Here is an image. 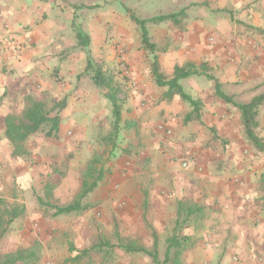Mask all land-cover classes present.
I'll use <instances>...</instances> for the list:
<instances>
[{
	"label": "crops",
	"instance_id": "crops-1",
	"mask_svg": "<svg viewBox=\"0 0 264 264\" xmlns=\"http://www.w3.org/2000/svg\"><path fill=\"white\" fill-rule=\"evenodd\" d=\"M58 1L64 0H0V145L3 146L0 193L7 190L9 178L14 174L9 168L13 162H7L21 161L19 157L13 158L3 137L4 118L19 114L26 96L39 98L40 91L45 90L53 98L66 96L67 103L59 113L60 126L71 128L74 133L86 129L90 119H100L103 115L98 111L100 100L95 86L89 85L88 89L79 86L77 92H72V77L78 75L80 65L76 68L71 64L69 73L70 59L59 60V49L67 44L61 45L65 31L60 19L64 16ZM71 1L74 4L83 0ZM170 9L159 16L174 14L175 20L159 23L156 28L155 42L167 49L157 56L160 72L169 79L174 66L204 64L207 74L234 103L245 104L263 97L258 107L257 131L264 139V0H174ZM128 56V76L135 88L122 98L118 138L121 144L117 145L122 156L119 165L123 163L120 169L125 168L126 173L122 174L117 171L118 166L111 164L112 172L104 179L119 185L120 197H117L124 201V206L117 210V202L107 201L89 210L102 212L99 221L104 229L110 225L116 241L143 239L153 247L155 238L158 243L169 236L177 203L186 202L202 207L205 219L202 216L199 221L196 215L184 226L183 235L190 237L191 245L181 257L182 264H203L206 259L221 257L225 252L250 257L264 255V191L261 189L264 166L257 163L264 153L256 152L250 145L249 151L254 154L243 156L242 141H246L239 110L215 95L213 81L203 76L207 83L199 84L193 79L197 76H191L181 81L192 89L191 97L200 101V117L184 123L191 107L178 96L167 100L164 97L167 89L155 85L149 63L132 52ZM54 67L65 84L53 82ZM75 93L83 96L78 104L69 97ZM161 127L171 131L172 137H160ZM79 131L77 137L83 141ZM236 145L243 148L237 149ZM187 156L193 157V161L184 169L180 162ZM14 176L22 187L34 185L30 166ZM104 185L103 181L96 193L103 192ZM111 210L115 219L105 217ZM19 223L27 225L29 220L25 217ZM87 224L85 230L89 231ZM120 225L123 228L118 230ZM102 226L97 224L93 229L100 236ZM72 251L80 252L75 248Z\"/></svg>",
	"mask_w": 264,
	"mask_h": 264
},
{
	"label": "rangeland",
	"instance_id": "rangeland-1",
	"mask_svg": "<svg viewBox=\"0 0 264 264\" xmlns=\"http://www.w3.org/2000/svg\"><path fill=\"white\" fill-rule=\"evenodd\" d=\"M59 3L60 7L63 6L64 16L63 19H60V24L64 26L63 30L65 31L63 35L61 34L65 37L61 45L67 44L66 47L61 46L59 49V60L65 62L68 58L70 59V65L68 64L67 67L69 73L72 70L70 69L71 64H75L76 68L80 65V72L78 75L76 73L72 77L73 81L70 84L72 92H77L76 89L79 86L85 89H88L89 85L95 86L92 76L94 75L96 66H99L102 72L113 79V84L118 89V96L122 99L129 91L135 88V83L128 76L127 60L129 52L134 53V56L138 58H144V62H148L149 67L153 58V54L142 48L140 29L132 17L139 20H148L163 13H169L168 10H171L170 8L174 0H83L75 1L74 4L71 0H64ZM159 9L163 11L160 13ZM72 12L74 13L71 16ZM66 18H69V20L67 21ZM157 26L158 24L154 23L146 24L150 42L157 48V51L154 53L156 56L160 55V53L164 54L165 50H167L162 43L155 42L158 37ZM78 29L88 38V45L84 48L78 44L75 36V32ZM152 29L153 31L151 32ZM153 34L156 35L152 36ZM128 48L131 50L128 51ZM89 61L91 65L87 66V62ZM83 64H85L84 69H82ZM162 74L168 78L165 73L162 72ZM51 76L54 78L53 82L55 85H58L59 82L62 84L66 83V81H63V76L59 79L61 75L55 72V67L51 72ZM193 79L199 84L205 85L207 83V80L203 76L193 77ZM180 83L185 93L190 96L194 95L192 89L185 87V81H181ZM31 85L33 86L34 83ZM204 85L202 88L205 87ZM96 89L98 90L100 100L98 111H101L103 114L100 119L99 117L90 119L86 129H82L81 131L77 129V133H74L71 128H61V126L62 133L56 137L46 138L43 132L35 133L24 143L26 154L19 157L21 161L17 162L12 159L7 162L9 164L13 162L9 168L14 171V174L9 178L7 190L0 193V195L9 204H23L25 206V213L11 224L7 235L1 240L0 255H6L16 250L33 248L35 249L37 258L33 264H152L151 258L145 254H126L116 247L118 241H116L112 232L110 233V225H106V229H104L99 221L103 218L102 212L86 210L78 215L69 214L52 218L51 214L53 211L48 210L44 206L42 207L37 201V198H41L59 206L71 203L79 192L85 167L92 159L98 160V165L103 166L106 171L105 178L112 172L111 164L118 166L117 171L119 170L122 174L126 173L125 168L120 169L123 163L119 165V159L122 156H120V148L117 145L121 144L120 139H118L120 137L121 126L118 137L115 140L116 147L113 148L105 140V137L110 132L112 123L111 106L104 97L103 91L97 87ZM31 96L37 97L35 95ZM69 97H72L77 104L83 98L78 93L72 96L69 95ZM39 99L46 102L49 106H51V101L54 100L67 103L66 96L64 98H61V96L53 98L47 90L40 91ZM74 108L75 110L77 109L76 106ZM60 125H62L61 122ZM158 130L160 137L166 139L172 137V132L171 134H167L164 129L159 128ZM78 131L83 136V141H79L77 137ZM256 132L259 134L258 131ZM243 142V156H249V152L253 155L254 151H249V142ZM243 147L236 145L237 149ZM2 149L3 146L0 145V154L3 152ZM8 149L12 151L10 145H8ZM184 159H188L190 163L193 161V157L191 156H187ZM257 163L264 166V158H259ZM2 164L1 162L0 173L3 172ZM27 166L32 167L34 172V178L32 179L34 185L27 186V184H24L26 187H22L14 175L15 172L23 170ZM122 174L120 175L122 176ZM104 179L98 184L100 186L104 181V193L102 191L96 193L97 186L84 202H87L92 208L95 204H101V202H117V210L123 209L124 201H120V198H118L120 197L119 185L117 183L112 184L108 179ZM237 183L243 185V182L238 181ZM46 185L50 186L52 196H47L44 192ZM261 185V189L264 191V180ZM25 217L28 218L29 223L27 225L19 223L21 220L24 222ZM105 217L116 218L112 210L105 214ZM203 217L204 220L205 212ZM86 222H88L89 231L85 230ZM97 224L103 227L101 236L97 234L98 231L93 230ZM258 224L259 222L256 223V225ZM122 228L121 225L118 226V230ZM182 228L179 231L180 234H184V227ZM171 230L169 229L168 235H170ZM121 236L125 237L122 234ZM101 239L110 243L112 249H108L107 253L104 250H92L79 261L72 262L73 257L77 256L75 251H72L73 248L78 251L85 250L97 244ZM138 244L147 246L148 250L152 249L151 242L148 240L140 239ZM157 248L158 255L160 254L158 256L159 260H162L165 241H158ZM186 251L183 252L182 256ZM263 262V254H256L254 257H250L225 252L221 257H213L209 261L206 259V262L204 261L203 264H263Z\"/></svg>",
	"mask_w": 264,
	"mask_h": 264
},
{
	"label": "trees",
	"instance_id": "trees-1",
	"mask_svg": "<svg viewBox=\"0 0 264 264\" xmlns=\"http://www.w3.org/2000/svg\"><path fill=\"white\" fill-rule=\"evenodd\" d=\"M176 15L155 16L148 20H139L132 17L133 21L140 29V43L145 51L153 54L150 72L154 83L158 87H166L165 98L171 99L173 96H178L183 102L191 107V112L184 118V123L199 120L200 117V101L193 99L189 94L185 93L180 85V81L191 76H204L207 80L214 82L215 95L227 104L236 107L240 112V123L243 137L253 150L258 153H264V139L257 134L258 122V107L263 101V97H255L249 103L236 104L223 91L221 85L214 80L212 76L207 74L206 66L204 64L196 66L192 63H186L183 66H174L171 78H166L160 72L158 57L154 55L157 51L156 46L150 42L147 23L159 24L165 21H174ZM78 44L86 47L88 45V38L81 31L77 30L75 33ZM90 61L87 66H90ZM201 69V72L200 70ZM94 85L103 91L104 97L108 100L111 106L112 123L110 132L105 137V140L115 148V140L118 137L121 123V112L123 110V100L118 96V89L113 84V79L102 72L99 66H96L94 75L92 76ZM49 106L43 100L28 95L25 98V104L19 114H8L4 118V132L3 137L8 141L12 148L13 157H22L26 154L24 143L27 139L35 133L43 132L46 138L56 137L59 132L61 118L59 113L65 107V102L51 101ZM1 140V135H0ZM106 171L103 166L98 165V160L92 159L85 167L83 180L80 185L78 194L74 200L64 206L51 204L48 200L37 198L38 203L48 210H52L51 217L55 218L60 215L81 214L89 210L90 206L84 202L89 194L98 186V184L105 178ZM44 192L47 196H52L50 193V186L46 185ZM25 213V206L23 204L7 203L3 198H0V242L7 235L11 224L23 216ZM197 215V216H196ZM196 216L197 220L203 216V208L199 206L188 205L184 202L177 203L176 217L171 234L165 239V248L163 259L159 260L157 252V240H153V247L151 250L146 249L136 241H118L116 247L126 254L142 253L151 258L152 264H182L181 256L183 252L191 245L190 237L180 234L185 225L188 224L190 217ZM201 216V217H200ZM112 249V245L107 241L99 240L97 244L92 247L78 252L73 261H79L85 255H88L92 250ZM35 249L16 250L15 252L6 255H0V264H33L36 261Z\"/></svg>",
	"mask_w": 264,
	"mask_h": 264
},
{
	"label": "built area",
	"instance_id": "built-area-1",
	"mask_svg": "<svg viewBox=\"0 0 264 264\" xmlns=\"http://www.w3.org/2000/svg\"><path fill=\"white\" fill-rule=\"evenodd\" d=\"M161 129H163V128L161 127ZM166 132H167V134H171V131H169V130H166ZM188 165H189V160H187V159H185L181 162V167L184 169L188 168Z\"/></svg>",
	"mask_w": 264,
	"mask_h": 264
}]
</instances>
